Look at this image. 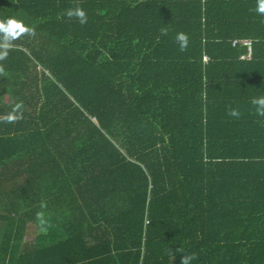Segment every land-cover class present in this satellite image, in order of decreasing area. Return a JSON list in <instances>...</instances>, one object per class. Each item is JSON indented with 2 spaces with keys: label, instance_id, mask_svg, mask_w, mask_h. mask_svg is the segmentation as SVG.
<instances>
[{
  "label": "trees",
  "instance_id": "1",
  "mask_svg": "<svg viewBox=\"0 0 264 264\" xmlns=\"http://www.w3.org/2000/svg\"><path fill=\"white\" fill-rule=\"evenodd\" d=\"M258 4L0 0V264H264Z\"/></svg>",
  "mask_w": 264,
  "mask_h": 264
},
{
  "label": "clouds",
  "instance_id": "2",
  "mask_svg": "<svg viewBox=\"0 0 264 264\" xmlns=\"http://www.w3.org/2000/svg\"><path fill=\"white\" fill-rule=\"evenodd\" d=\"M256 11L258 13L264 14V0H259V4L257 6ZM68 15L69 16L76 15L77 17L80 18L82 23L86 21V14L82 9H76L74 13L72 11H69ZM17 29L19 30L20 33L27 31V29L23 27L22 22L17 21L16 19H9L7 21V26L3 22H0V30H3L8 36L15 37L16 35H18V33L16 32ZM177 40L180 42L181 47H186L187 45L186 35L182 33L179 34L177 36ZM254 103L258 105L257 108L258 113L264 115V98L255 100ZM232 114L235 115L236 113L233 112ZM191 259L192 257L190 256L182 257L181 264H190Z\"/></svg>",
  "mask_w": 264,
  "mask_h": 264
},
{
  "label": "rangeland",
  "instance_id": "3",
  "mask_svg": "<svg viewBox=\"0 0 264 264\" xmlns=\"http://www.w3.org/2000/svg\"><path fill=\"white\" fill-rule=\"evenodd\" d=\"M2 227V226H1ZM38 230L36 229L35 225H29L28 231L24 237V240H31L34 238Z\"/></svg>",
  "mask_w": 264,
  "mask_h": 264
},
{
  "label": "built area",
  "instance_id": "4",
  "mask_svg": "<svg viewBox=\"0 0 264 264\" xmlns=\"http://www.w3.org/2000/svg\"><path fill=\"white\" fill-rule=\"evenodd\" d=\"M236 42H237V40L233 41V44H235ZM243 43H244L245 45L250 46V42H249V41H243ZM204 61H207V57H204Z\"/></svg>",
  "mask_w": 264,
  "mask_h": 264
},
{
  "label": "crops",
  "instance_id": "5",
  "mask_svg": "<svg viewBox=\"0 0 264 264\" xmlns=\"http://www.w3.org/2000/svg\"><path fill=\"white\" fill-rule=\"evenodd\" d=\"M248 49H249V53H250V51H251V47L249 46V48H248ZM249 56H250V55H249ZM249 56H247V57H249Z\"/></svg>",
  "mask_w": 264,
  "mask_h": 264
}]
</instances>
